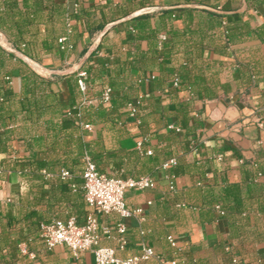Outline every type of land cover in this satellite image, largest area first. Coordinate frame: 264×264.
I'll list each match as a JSON object with an SVG mask.
<instances>
[{
  "label": "crops",
  "instance_id": "crops-1",
  "mask_svg": "<svg viewBox=\"0 0 264 264\" xmlns=\"http://www.w3.org/2000/svg\"><path fill=\"white\" fill-rule=\"evenodd\" d=\"M89 160L156 182L126 194L145 220H125L124 250L119 216L98 214L99 245L120 258L264 264V0H0V264H96L40 237L84 224Z\"/></svg>",
  "mask_w": 264,
  "mask_h": 264
},
{
  "label": "built area",
  "instance_id": "built-area-1",
  "mask_svg": "<svg viewBox=\"0 0 264 264\" xmlns=\"http://www.w3.org/2000/svg\"><path fill=\"white\" fill-rule=\"evenodd\" d=\"M165 40V36L162 37ZM59 44L62 50H71L73 45L68 41L67 37L59 39ZM88 72L82 70L78 72L77 84L81 92L87 90ZM179 80H175V85L178 86ZM113 90L107 87L101 94V101L109 103L112 99ZM142 104V99L129 102L127 110L132 118L138 123L139 110ZM90 129V125H85ZM170 129L180 131L174 126ZM143 143H139L142 147ZM150 153V152H149ZM177 165V161L172 159L162 165L163 170H169L170 167ZM64 178L70 177L68 171H63ZM84 178V196L88 207V212L85 217L84 224H79L76 217H70L67 220H53L50 223L42 224L40 227V237L46 248L54 249L58 245H66L70 248L75 257H79L84 252L92 251L95 255L96 264H139L143 261H148L154 257V250L147 247L138 256H133L127 259H122L117 254V249L112 247L100 246V223L98 214L110 215L117 214L120 221L117 223L118 246L120 250H124L128 244L127 225L125 220L137 217L141 221L145 220L143 208H131L126 202V194L130 190L145 191L156 187L155 180L150 176H142L139 178H120L108 176L98 171L97 166L92 161H87L83 172ZM170 182V190H175V177L168 175ZM151 205V202L147 203ZM219 213L224 214L220 205L216 206ZM103 234L110 236V230L104 229ZM169 241L173 242V238L169 237ZM25 251V250H24ZM165 264H177L175 260L166 262Z\"/></svg>",
  "mask_w": 264,
  "mask_h": 264
},
{
  "label": "water",
  "instance_id": "water-1",
  "mask_svg": "<svg viewBox=\"0 0 264 264\" xmlns=\"http://www.w3.org/2000/svg\"><path fill=\"white\" fill-rule=\"evenodd\" d=\"M111 26H113V24L111 25ZM110 26V27H111ZM101 38H102V35H101V37H100V40H101ZM76 70L75 69H69L66 73H73V72H75Z\"/></svg>",
  "mask_w": 264,
  "mask_h": 264
},
{
  "label": "trees",
  "instance_id": "trees-1",
  "mask_svg": "<svg viewBox=\"0 0 264 264\" xmlns=\"http://www.w3.org/2000/svg\"><path fill=\"white\" fill-rule=\"evenodd\" d=\"M88 72V71H87ZM88 91V84H87V90H86V92Z\"/></svg>",
  "mask_w": 264,
  "mask_h": 264
}]
</instances>
